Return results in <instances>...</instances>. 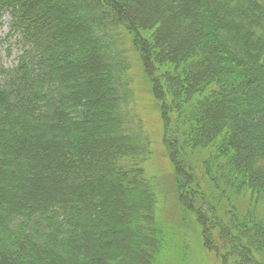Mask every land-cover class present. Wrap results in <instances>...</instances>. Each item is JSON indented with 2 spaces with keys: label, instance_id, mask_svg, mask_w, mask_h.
<instances>
[{
  "label": "trees",
  "instance_id": "1",
  "mask_svg": "<svg viewBox=\"0 0 264 264\" xmlns=\"http://www.w3.org/2000/svg\"><path fill=\"white\" fill-rule=\"evenodd\" d=\"M68 1L0 0V20L7 14L11 17L10 31L18 35L22 45L17 65L0 68V187L6 182L18 186L17 179L34 176L21 154L10 151L16 143L23 142L25 135L30 136V130H44L46 140H52L49 128L74 125L72 128L80 129L85 121L95 123V133L111 131L103 137L107 143L96 150L104 154V170L114 182L96 184L87 180L89 191L79 194L80 199L55 195L58 200L44 203L29 201L23 193H17L18 199L16 195L7 199L0 192V264H64L63 259L73 257L88 260L80 264H144L131 263L130 257L125 260L133 243L148 242L144 236L133 237L131 231L125 234L123 244H116L122 251L127 248L124 256L80 249L96 220L92 197L119 207L112 216L105 203L100 207L98 222L112 225L110 222L118 218L117 224L123 222L128 230L140 233L142 227L151 236L162 232L155 216L156 192L144 169L151 156L150 141L141 134L135 120L129 56L133 48L164 102L165 146L179 169L178 185L184 205L195 210L184 199L194 203L198 197L205 198V190L192 188L195 184L198 189L206 185L218 188L220 196H230L225 199L230 206L240 198L250 197L245 215L230 220V245L242 251L241 226L247 220L259 222L253 212L251 219L249 210L264 200V0H156L147 19L142 18V7L128 13L130 0H79L78 12L77 6ZM48 9L52 11L46 15L50 22L60 14L66 18L65 26L69 21L76 28L63 32L65 26L55 27L56 35L43 39L46 29L36 27L30 20ZM168 18L189 31L183 40L174 35L164 38L169 26L163 22ZM68 33L80 38L79 48L69 49L73 38ZM81 39L88 43L81 46ZM80 48L90 58L103 60L99 67L94 65L97 59H88L89 74L106 88L90 95L87 103L92 105L102 95L107 96L96 104L105 114H94L91 119L86 102L78 105L81 96L74 98L79 89L67 88L72 83L69 79L77 73L70 68L76 65L73 52ZM196 151H203L206 157L202 161L201 188L190 162V153ZM107 184L114 185V190L106 191L110 189ZM130 194L138 197L137 207L120 205L119 200ZM139 209L144 211L140 215ZM137 217L141 225L135 222ZM250 238L264 244L261 235ZM159 248L153 250L155 256Z\"/></svg>",
  "mask_w": 264,
  "mask_h": 264
},
{
  "label": "rangeland",
  "instance_id": "2",
  "mask_svg": "<svg viewBox=\"0 0 264 264\" xmlns=\"http://www.w3.org/2000/svg\"><path fill=\"white\" fill-rule=\"evenodd\" d=\"M78 1L79 0L68 1L69 4L74 7L77 6V12L79 10ZM154 1L156 0H130L129 5L127 6L128 13H133L143 8V13L141 14L143 16L142 18L147 19L153 12V10H151V5ZM141 3L144 6L141 5ZM94 10L97 11L96 7ZM161 16L164 17V15ZM52 21L54 23L52 29H55V27H64L66 18H63L62 15L59 14L55 15ZM10 23L11 17L8 14L0 20V68L15 67L22 54V45L19 43L20 39L17 34L10 31ZM163 23L169 26V31L164 35V38L166 39H170L174 35L177 37V40L181 41L184 39L183 37H186L187 33H189L188 30H182V27L175 26V23L169 21V18ZM51 32V29L48 31L46 29V32L43 34V39H51L49 36V33ZM67 35L68 37H72V33H68ZM79 39L80 38H73V43L69 45L70 50L79 48ZM129 56L131 61L130 72L133 77L132 89L134 93L135 120L137 121L141 134L147 136L150 141L151 156L145 163L144 169L147 180L153 185L156 192L157 204L155 216L156 220L161 225V229L159 230L162 232L161 234H154L151 236L150 231L140 227V234L134 229L128 230L122 225L123 222H119L120 225L117 224L118 222H116V219L118 218L110 222L113 223L112 225L98 222L101 215L100 207H104L103 205L105 203H107V207H109L112 216H116L119 207L113 202H103L100 197H92L94 201L91 202V205L96 213V220L94 221V224H92L91 230L86 238H84L83 241L80 240L82 241L80 249L83 248L82 251L84 252H97L99 255H105V253H108V255L110 254L114 257L122 254L124 256L127 248L122 251L117 248V245L123 244L122 240H124L125 234L127 231H131L129 233L133 237L136 238L137 236V238H140L144 236L148 241L145 245H139V243L136 245L133 243L130 246V249L128 248V255H125L124 257L125 260H128L130 257L131 263L139 261L144 264H264V244L255 242L250 238H253L254 236L260 237V235L264 238V232L261 231L264 226V224H262L264 223L263 199L259 201L260 203L255 205V208L253 207L249 210L250 217L251 212H253L254 215L252 216H254L259 222L257 223L256 221L252 223V221L250 222L247 220L245 226H241L240 230L242 232L240 233V243L244 244V249L242 251L239 249H232L233 247L230 245L231 237L229 231H231L230 225L233 221V217H242L245 215L244 213L246 209L248 210V206H250V203H248L250 202L248 201L250 200V197L248 199L240 198V200L237 201V204H234L235 206H230V203L225 202V199L230 196L226 197L223 194L220 196L219 191L217 190L218 188H212L209 185H206V187L203 186L202 189H198L194 182L195 186L193 185L192 188L195 191L205 190V198L202 196L198 197V199H195L194 203L190 202L188 198L184 199L185 202L190 203L191 207L195 208V210H191L184 205L178 185L179 169L175 166V161H173V158L165 146L164 138L166 137V131L164 124V102L160 100L159 92L155 90L150 81V77L146 74L145 66L142 63L138 52L133 48V50L131 49ZM89 59L90 61L91 59H97V62H94V65L97 66L98 64L99 67H102V59L97 58L96 56H92V58ZM70 68L76 69L77 72L69 79L71 82L80 80L82 77L87 79L84 88H78L79 91H75L74 98L81 96L82 99L78 102V105L86 102L85 104H87L90 111L88 119L94 117V114L104 115V110L96 106V104H99L101 100L107 99L106 95L99 97L94 103L92 102V105H89L87 102L90 95L99 91L102 92L106 87L95 75L89 74V72H91V67L84 69L76 64L71 65ZM93 68L95 69V67ZM91 78L98 80L99 83L89 82L88 79ZM70 91L72 92L74 90ZM59 104L60 103H58V105ZM58 120L59 123L63 122L61 119ZM64 124L66 125L65 122ZM94 124L95 123L85 121L80 124L81 127L84 128L80 129L72 128L74 125L69 128H63L62 126L60 129H56L59 127L57 125L54 129L49 128L53 132V136L51 135V137L54 138L52 140L47 139L48 141L46 140V131L39 129L38 131L33 130L31 132L30 130V136L25 135L23 142L16 143L10 151H14L16 154H21H19L20 158L23 159L24 163L27 161L29 167L32 168L31 170L35 172V177L17 179V182H19L18 186H16L15 183L11 186V182L7 183L5 180L6 185H1L0 192L6 196L7 199H12V196L14 195H16L18 199L17 193H23L25 197L27 195V197L30 198L28 199L29 201L44 203L45 201L58 200V197H55V195H64L65 197L73 195L72 197L79 198V194H87L89 191L87 180H92L96 182V184L101 182L113 183L114 181L104 170V154L97 152L96 150L101 147V144L105 142L107 143L106 140H103V137L111 134V131H100L95 133L96 126H94ZM56 130L59 131L57 132ZM79 137L80 139L82 138L79 144H73L74 146L71 148L70 146L60 147V151H54L52 146L45 147L42 145L43 143L50 142L54 143V145L56 144L60 146L63 145L64 142H68L70 139ZM33 138H37L38 142H41L42 144L40 146L36 144L34 145L32 142ZM86 149L88 150L86 151ZM182 149L179 148L181 154H183ZM82 150L88 153L83 152ZM190 156V162L194 167L192 171L195 176H193L196 178L198 184L199 180L202 178V161L206 158L205 153L203 151H196L191 152ZM36 163L40 164L36 167L33 166ZM28 165H26L25 168H27ZM189 177L192 178L191 176ZM96 184L95 188L98 187ZM107 185L109 186L108 189H110L106 191L109 192L114 190L111 188L115 187L114 185ZM201 186L200 183V186L198 185V187L201 188ZM24 195L23 198L25 199ZM220 197L222 198L221 200L219 199ZM137 198V196L130 194L124 199L119 200V204L131 208L137 207L139 203ZM201 199L206 200L207 203H203ZM81 200L86 203L83 198ZM22 206L26 207L27 205ZM138 212L140 215L144 211L139 209ZM251 219L253 220V217H251ZM135 222H140V225L143 223L139 217H137ZM158 228L160 227L158 226ZM155 235V238L159 237L161 242H158L157 239L153 238ZM155 243H157L155 247H160L157 256L154 254L155 251L153 253V250H155ZM238 247L240 246L238 245ZM79 259L80 258L75 259V257L67 258L63 259L62 263L80 264L88 262V260L83 261L82 259Z\"/></svg>",
  "mask_w": 264,
  "mask_h": 264
},
{
  "label": "bare ground",
  "instance_id": "3",
  "mask_svg": "<svg viewBox=\"0 0 264 264\" xmlns=\"http://www.w3.org/2000/svg\"><path fill=\"white\" fill-rule=\"evenodd\" d=\"M38 5V3H37ZM52 11L50 9H48L46 12H39L37 13V15L31 19L30 21L32 22L33 25H35L36 27L38 28H42L43 30L45 29H51L52 32L49 33V36L50 38H53V36L56 35V30L57 28L55 29H52L53 28V25L54 23L53 22H50L47 18H46V15L51 13ZM76 28V24H74L73 22H69L67 21L66 22V26H65V29L63 30V32L65 31H69V30H72V29H75ZM54 30V31H53ZM88 41L85 40V39H81L80 40V44L81 46H84L85 44H87ZM74 55H76V60L73 64H77L79 65V67L81 68H88L91 64H88V59L90 58V54L88 55L87 53H84L82 48L80 49H77L75 52H73ZM93 82L95 83V80H93ZM86 84V79L85 80H76L72 83H70L67 88L68 89H78V88H84V85ZM82 139V138H81ZM80 137L79 138H74V139H70L68 142H64L63 145H54V143H50L48 142V144H42L41 142H36L34 141L35 143H33L34 145H38L40 146L41 144L44 145V146H47V147H51L54 148V151H60L59 148L60 147H73L74 145L73 144H78L80 143ZM33 142V141H32Z\"/></svg>",
  "mask_w": 264,
  "mask_h": 264
}]
</instances>
